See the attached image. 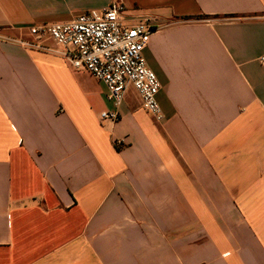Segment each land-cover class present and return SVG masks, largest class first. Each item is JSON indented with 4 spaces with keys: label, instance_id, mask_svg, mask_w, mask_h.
<instances>
[{
    "label": "crops",
    "instance_id": "1",
    "mask_svg": "<svg viewBox=\"0 0 264 264\" xmlns=\"http://www.w3.org/2000/svg\"><path fill=\"white\" fill-rule=\"evenodd\" d=\"M113 2L161 122L30 34ZM261 58L264 0H0V264H264Z\"/></svg>",
    "mask_w": 264,
    "mask_h": 264
},
{
    "label": "built area",
    "instance_id": "2",
    "mask_svg": "<svg viewBox=\"0 0 264 264\" xmlns=\"http://www.w3.org/2000/svg\"><path fill=\"white\" fill-rule=\"evenodd\" d=\"M125 13L123 4L113 2L102 11H88L67 23L32 26L29 31L36 47L51 41L55 52L73 69L86 71L105 85L106 100L113 110L103 112L102 120L121 119V107L132 88L140 96L142 108L161 122L164 116L157 100L161 84L144 58L155 26L147 20L129 26Z\"/></svg>",
    "mask_w": 264,
    "mask_h": 264
},
{
    "label": "rangeland",
    "instance_id": "3",
    "mask_svg": "<svg viewBox=\"0 0 264 264\" xmlns=\"http://www.w3.org/2000/svg\"><path fill=\"white\" fill-rule=\"evenodd\" d=\"M131 94H135L134 92H131ZM128 98L130 99V95L128 96Z\"/></svg>",
    "mask_w": 264,
    "mask_h": 264
}]
</instances>
